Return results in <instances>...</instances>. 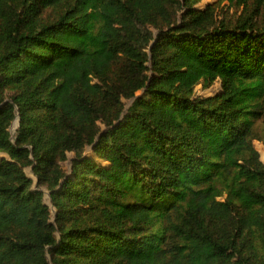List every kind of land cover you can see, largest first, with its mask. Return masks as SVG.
I'll return each instance as SVG.
<instances>
[{"label":"trees","instance_id":"obj_1","mask_svg":"<svg viewBox=\"0 0 264 264\" xmlns=\"http://www.w3.org/2000/svg\"><path fill=\"white\" fill-rule=\"evenodd\" d=\"M201 1L0 0V264H264V0Z\"/></svg>","mask_w":264,"mask_h":264},{"label":"rangeland","instance_id":"obj_2","mask_svg":"<svg viewBox=\"0 0 264 264\" xmlns=\"http://www.w3.org/2000/svg\"><path fill=\"white\" fill-rule=\"evenodd\" d=\"M218 1L219 0H202L200 3L197 4L196 8L206 9L209 6L216 5L218 3ZM231 11H232V9L229 8V12L230 13H231ZM219 89H220V85L218 83H214L210 88H207L206 90H203L201 88V85H197L195 87L196 96L197 97H201V98L212 97V96H214L216 94V92ZM141 94H142V92H139L137 95H141ZM12 123L8 127V131L10 130V127L12 126ZM9 135H10V133H9ZM10 139H11V137H10ZM255 148L258 150V152L260 154V157H261V160L264 162V146H263V144L261 142H255ZM68 156H69V158H71L72 154H68ZM24 171H25L27 176H29L30 178H32L35 181V178H34L32 172L30 171L29 168H26ZM45 203L48 205V208H49L47 213H46L47 218H49V219L53 218L54 210H53V208L51 206V203H50L46 193H45ZM50 222H52V224L55 223V221L53 219H51ZM45 257H46L47 264H52L51 259H50L49 255L47 254V251H45Z\"/></svg>","mask_w":264,"mask_h":264},{"label":"water","instance_id":"obj_3","mask_svg":"<svg viewBox=\"0 0 264 264\" xmlns=\"http://www.w3.org/2000/svg\"><path fill=\"white\" fill-rule=\"evenodd\" d=\"M15 117H17L18 118V130H17V134H16V137H17V135H18V131H19V127H20V119H19V114H18V111H17V109L15 110ZM16 137H15V139L14 140H11V142H13V143H15V140H16ZM30 171L32 172V167L30 168ZM36 184V183H35ZM41 190H43V189H41ZM47 194V196H48V199H49V201H50V203H51V200H50V193L48 192V191H46V189H44V194ZM45 205H47L46 203H45ZM48 206V205H47ZM51 206H52V208H53V205H52V203H51ZM53 210H54V208H53ZM55 216H56V214H55V212H54V217H53V220L55 221ZM52 223V222H51ZM45 259H46V257H45ZM47 262V261H46Z\"/></svg>","mask_w":264,"mask_h":264},{"label":"bare ground","instance_id":"obj_4","mask_svg":"<svg viewBox=\"0 0 264 264\" xmlns=\"http://www.w3.org/2000/svg\"><path fill=\"white\" fill-rule=\"evenodd\" d=\"M18 130V118L15 117L12 126L10 127L9 133L12 140L15 139Z\"/></svg>","mask_w":264,"mask_h":264}]
</instances>
